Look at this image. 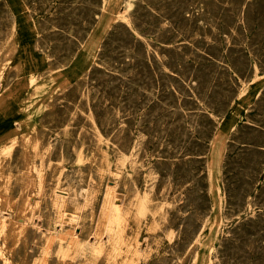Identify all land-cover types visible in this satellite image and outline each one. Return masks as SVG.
Returning a JSON list of instances; mask_svg holds the SVG:
<instances>
[{
  "label": "rangeland",
  "instance_id": "374dc122",
  "mask_svg": "<svg viewBox=\"0 0 264 264\" xmlns=\"http://www.w3.org/2000/svg\"><path fill=\"white\" fill-rule=\"evenodd\" d=\"M0 170V264H264V0H0Z\"/></svg>",
  "mask_w": 264,
  "mask_h": 264
},
{
  "label": "bare ground",
  "instance_id": "6f19581e",
  "mask_svg": "<svg viewBox=\"0 0 264 264\" xmlns=\"http://www.w3.org/2000/svg\"><path fill=\"white\" fill-rule=\"evenodd\" d=\"M109 1V0H108ZM8 3V2H7ZM24 3V2H23ZM22 4V3H21ZM25 4V3H24ZM106 5H108V4H106ZM23 6V5H22ZM19 8V7H18ZM23 8H25V7H23ZM26 8H27V10H28V7L26 6ZM110 8V7H109ZM105 13H107V11L105 12ZM23 14V13H22ZM29 14V13H28ZM109 14H110V12H109ZM108 14V15H109ZM16 15V14H15ZM107 15V14H106ZM24 18V17H23ZM22 18V19H23ZM14 20V19H13ZM25 20V19H24ZM24 20H22V21H24ZM106 20V19H105ZM27 21V20H26ZM20 23V22H19ZM14 24H15V22H14ZM34 25V24H33ZM25 28H26V26H25ZM25 28H24V30H25ZM27 30V29H26ZM30 30V29H29ZM33 34V33H32ZM13 41V40H12ZM92 43V42H91ZM90 43V44H91ZM90 55V54H89ZM29 67H30V65H29ZM67 67V66H66ZM76 69V68H75ZM33 73V72H32ZM37 74V73H36ZM31 75V74H30ZM68 79V78H67ZM30 81V80H29ZM248 97V96H247ZM252 98V97H251ZM4 114V113H3ZM21 128V127H20ZM9 129V128H8ZM19 137V136H18ZM22 138H23V136H22ZM222 138V137H221ZM4 143V142H3ZM6 143V142H5ZM1 171V170H0ZM26 191V190H25ZM82 191V190H81ZM85 191V190H84ZM41 192V191H40ZM39 192V193H40ZM3 193V192H2ZM1 193V195H4V194H2ZM23 193H24V191H23ZM27 193V192H26ZM30 193V192H29ZM119 194V193H118ZM9 195V194H8ZM12 195V194H11ZM24 195V194H23ZM26 195V194H25ZM40 195V194H39ZM86 195V194H85ZM84 195V196H85ZM24 198V197H23ZM3 199V198H2ZM16 199H18V198H16ZM3 200H7V199H3ZM2 200V201H3ZM10 200H11V198H10ZM13 200V199H12ZM121 200V199H120ZM14 201V200H13ZM6 202V201H5ZM10 202V201H9ZM3 203V202H2ZM11 203V202H10ZM23 203V202H22ZM30 203V202H29ZM39 204V203H38ZM5 205H6V203H5ZM32 205V204H31ZM10 206H11V204H10ZM13 206V205H12ZM30 206V205H29ZM8 207V206H7ZM15 207V206H14ZM37 207V206H36ZM118 207H120V206H118ZM33 208V207H32ZM249 209V208H248ZM14 210V209H13ZM119 210V209H118ZM185 210V209H184ZM183 213V212H182ZM77 215V214H76ZM218 216V215H217ZM75 218V217H74ZM123 218V217H122ZM77 219V218H76ZM0 220H2V219H0ZM75 221V220H74ZM123 221V220H122ZM5 223V222H4ZM3 224V223H2ZM7 224V223H6ZM36 225V224H35ZM72 235V234H71ZM199 236V235H198ZM148 238V237H147ZM198 243V242H197ZM194 244V243H193ZM196 244V243H195ZM197 248V247H196ZM173 249V248H172ZM194 252V251H193ZM197 253V252H196ZM180 258V257H179ZM177 260V259H176ZM56 261V260H55Z\"/></svg>",
  "mask_w": 264,
  "mask_h": 264
}]
</instances>
